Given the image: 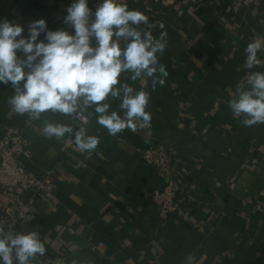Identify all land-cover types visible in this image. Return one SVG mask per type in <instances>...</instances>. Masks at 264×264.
Wrapping results in <instances>:
<instances>
[{
    "label": "crops",
    "instance_id": "obj_1",
    "mask_svg": "<svg viewBox=\"0 0 264 264\" xmlns=\"http://www.w3.org/2000/svg\"><path fill=\"white\" fill-rule=\"evenodd\" d=\"M72 2L8 0L0 6V22L21 25L24 38L29 23L39 19H45L48 30L74 34L63 22ZM125 4L148 16L154 36L167 32L159 56L169 73L163 87L153 91L150 79L145 86L131 81V73L120 77L134 90L150 92L151 127L111 136L91 109L86 124L51 112L33 120L11 110L12 85L0 83V142L21 132L32 154H18L14 162L32 177L55 171L54 189L40 193L33 207L36 219L15 232H37L44 256L66 255L67 264H188V257L191 264H264V123L244 126L229 108L237 85L247 88L251 73L264 72V51L257 54L260 66L244 67L248 43L264 41V0L252 7L239 0ZM108 102L110 111L123 116L120 100ZM45 119L74 131L83 124L88 135L99 138L96 151L102 157L69 147L74 133L59 141L45 138ZM152 147L174 157L169 169L143 160ZM170 175L181 185L180 210L162 223L153 194ZM17 194L26 198L29 193Z\"/></svg>",
    "mask_w": 264,
    "mask_h": 264
},
{
    "label": "clouds",
    "instance_id": "obj_2",
    "mask_svg": "<svg viewBox=\"0 0 264 264\" xmlns=\"http://www.w3.org/2000/svg\"><path fill=\"white\" fill-rule=\"evenodd\" d=\"M66 12L63 22L74 34L65 29L48 30L45 19H39L29 23L28 36L24 38L21 25L6 19L0 22V83L12 85L14 94L7 101L11 110L33 120H40L47 112L59 113L82 118L83 124L94 112L96 123L111 136L125 129L134 132L137 126L151 127L152 116L146 110L150 92L136 91L122 83L120 77L131 73V81L139 80L145 86L150 79L153 91L157 85L164 86L169 73L159 56L167 46L166 30L154 36L155 25L148 16L129 10L118 0H102L94 11L88 0H73ZM164 27L159 24L160 29ZM41 33H46L45 39L37 42ZM260 51H264V41L248 43L246 69L260 66ZM18 52L23 53V58L18 57ZM247 85H237L229 108L234 117L242 118L244 126L251 127L264 123V72L251 73ZM109 98L121 101L118 107L123 116L110 111ZM83 124L74 133L68 124L45 119L41 134L59 141L74 133V144L81 154L102 157L96 151L99 138L88 135ZM45 253V243L37 232L6 230V222L0 220V264H45L39 259ZM187 261L191 264V257Z\"/></svg>",
    "mask_w": 264,
    "mask_h": 264
},
{
    "label": "built area",
    "instance_id": "obj_3",
    "mask_svg": "<svg viewBox=\"0 0 264 264\" xmlns=\"http://www.w3.org/2000/svg\"><path fill=\"white\" fill-rule=\"evenodd\" d=\"M8 0H0V6ZM242 5L252 7L257 0H239ZM102 0H91L90 6L94 11ZM125 4L127 0H118ZM79 129V128H78ZM76 129V130H78ZM75 130V131H76ZM74 131V133H75ZM69 147H74V137L67 140ZM29 141L19 131H15L11 141L0 142V220L6 222V230L16 231L24 222L34 221L36 213L34 205L38 195L42 192H51L55 187V171L47 170L43 175L32 177L24 165L14 162L15 156L24 154L30 157ZM143 160L154 167L169 169L174 157L160 147H152L143 152ZM21 190L29 193L26 198L17 194ZM181 185L177 177L170 175L162 188L154 191V200L158 204V217L160 222H167L171 216L180 210L179 195ZM31 217V219H28ZM47 264H67L66 255L44 256ZM15 264V262H14Z\"/></svg>",
    "mask_w": 264,
    "mask_h": 264
}]
</instances>
